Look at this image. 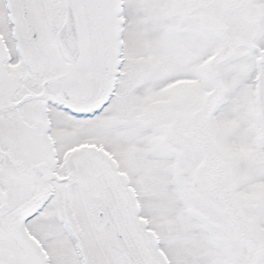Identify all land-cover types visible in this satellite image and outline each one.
I'll return each mask as SVG.
<instances>
[{
    "label": "snow or ice",
    "instance_id": "1",
    "mask_svg": "<svg viewBox=\"0 0 264 264\" xmlns=\"http://www.w3.org/2000/svg\"><path fill=\"white\" fill-rule=\"evenodd\" d=\"M0 264H264V0H0Z\"/></svg>",
    "mask_w": 264,
    "mask_h": 264
}]
</instances>
